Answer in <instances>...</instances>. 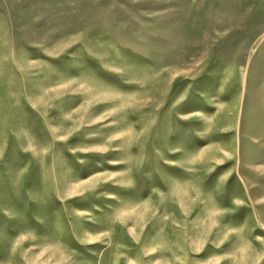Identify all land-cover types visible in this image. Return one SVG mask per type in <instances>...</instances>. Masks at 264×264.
I'll return each mask as SVG.
<instances>
[{"label": "rangeland", "instance_id": "1", "mask_svg": "<svg viewBox=\"0 0 264 264\" xmlns=\"http://www.w3.org/2000/svg\"><path fill=\"white\" fill-rule=\"evenodd\" d=\"M0 264H264V0H0Z\"/></svg>", "mask_w": 264, "mask_h": 264}]
</instances>
